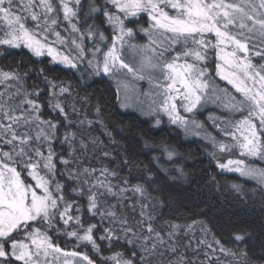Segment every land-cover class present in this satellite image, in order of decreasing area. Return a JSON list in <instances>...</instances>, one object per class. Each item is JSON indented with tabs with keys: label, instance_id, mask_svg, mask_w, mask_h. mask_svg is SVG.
Returning <instances> with one entry per match:
<instances>
[{
	"label": "snow or ice",
	"instance_id": "6c2138e0",
	"mask_svg": "<svg viewBox=\"0 0 264 264\" xmlns=\"http://www.w3.org/2000/svg\"><path fill=\"white\" fill-rule=\"evenodd\" d=\"M0 22V57L28 56L46 66L39 71L43 93L23 89L27 63L0 67V264H96L84 251L62 252L52 231L91 245L98 257L104 242L100 264H153L152 257L191 264L188 249L193 255L207 249L206 257L233 254L215 237L199 240L203 247L194 248L190 238L182 243L180 224L161 235L142 199L144 185L161 178L157 169L131 183L93 163L111 159L100 139L112 142L104 113L87 111V98L72 99L71 89L49 76L67 70L107 81L125 103L133 97L146 103L156 126L167 117L213 149L238 156L217 167L264 191V0H0ZM209 103L218 110L208 117L212 131L184 115ZM42 109L55 115L42 119ZM174 155L164 148L154 157L159 171L167 173L166 161L178 164ZM129 199L134 223L119 214ZM242 239L237 234L233 242Z\"/></svg>",
	"mask_w": 264,
	"mask_h": 264
},
{
	"label": "trees",
	"instance_id": "16d2710c",
	"mask_svg": "<svg viewBox=\"0 0 264 264\" xmlns=\"http://www.w3.org/2000/svg\"><path fill=\"white\" fill-rule=\"evenodd\" d=\"M3 63L14 66L27 63L28 74L23 81V89L29 93H43L45 82L41 79L39 71L46 70L44 64H32L28 56L8 57L7 61L0 57V67ZM49 79L57 86L67 85L72 91V99L87 98V111L94 112L96 107H99L104 113V120L112 131V142L109 144L108 138L104 136L100 139L108 144L111 159L93 163L98 167H107L118 177L131 183H142L146 174L152 169H157L161 178L155 185H144L146 191L142 199L147 202L146 211L152 215L153 227L161 231V235L166 234L170 225L180 224L186 233L181 237L182 243H187L190 238L194 248L203 247L198 245L199 240L207 239L211 242L215 237L233 253L228 255L216 251L211 257H206L204 252L207 249L198 255H193L192 249H188L185 255L186 258L191 257V264H215L217 258L220 264H264V196L262 199L254 198L235 190L228 181L236 177L217 167L219 156L216 153L215 156L212 155L213 149L208 143L187 136L175 126L167 123L156 126L151 119L133 111L123 110L119 96L113 91L114 85L110 87L107 81H98L97 78L82 80L79 74L73 76L67 70L54 73ZM63 99L61 97V100ZM214 107H206L195 114V118L209 131H212V128L208 117L218 113ZM42 112V119H52L55 115L48 114L50 109H42ZM92 135L98 136L99 133L93 132ZM164 148L173 151V160L178 162L173 167L171 162L166 161V157L161 156L160 159L166 161L167 173L159 171L154 159L160 156ZM58 151H66V148ZM176 168L182 169L183 175L176 171ZM156 174L152 172L153 178ZM113 182L118 183L115 178ZM127 195L131 196V193ZM131 204L132 200L129 199L128 207L123 208L119 214L134 223L133 214L130 213ZM140 207V203H137V213ZM81 208L83 213L86 208L84 201H81ZM82 219H88V216L82 215ZM237 234L243 239L233 242V237ZM49 235L66 249H74L80 245V248L83 247L81 251L90 254L95 262L100 264V257L104 255L103 248L106 246L104 242H100L102 251L98 257L92 251L91 245L76 241L64 235L63 231H52ZM142 242V237L136 241L138 250ZM128 248L131 249L132 245H128ZM179 250H182V247ZM150 259L153 264H160V258ZM162 259L166 261L168 257L164 256ZM172 259L175 260L176 257L173 256Z\"/></svg>",
	"mask_w": 264,
	"mask_h": 264
},
{
	"label": "rangeland",
	"instance_id": "374dc122",
	"mask_svg": "<svg viewBox=\"0 0 264 264\" xmlns=\"http://www.w3.org/2000/svg\"><path fill=\"white\" fill-rule=\"evenodd\" d=\"M96 23L98 24L99 21H97ZM0 24H2V22H0ZM102 27H107V25H104V26H102ZM106 35H107V33H106ZM50 39H52V37H50ZM146 42H147L146 40L141 41V43H146ZM61 50H63V46H61ZM141 88H142L143 90H147V85H146V84L141 85ZM118 96H119L120 106H121L122 104L125 105V106H123V107L121 106V108H122L123 110H126V111L129 110V111L136 112V113L140 114V115H141L142 117H144V118L151 119V120L155 123V119L157 118V116H155V115H147V114H146V113H147V104H146V103L143 104V105H141V104H139V103L135 100L134 97L131 98V99H129V100L125 103V101H124V93L121 92V93H119ZM213 106H215V105L209 103L206 107L210 108V107H213ZM206 107H204V108H206ZM204 108H203V109H204ZM214 108H215V107H214ZM203 109H199V108H198V109L196 110L195 113H193V114H184V115H185L186 117H187V116H194V118H195V114H196L198 111H201V110H203ZM195 120H196L197 122H200V121H198L196 118H195ZM162 123H167L168 125H172V124L168 123V121H167V117H164V118L162 119L161 124H162ZM200 123H201V122H200ZM161 124H160V125H161ZM172 126H175V127L179 128V127L176 126V125H172ZM179 129H180L184 134H186L183 128H179ZM186 135L189 136V137H196V138H199V139L204 140L201 136H198V135H192V134H186ZM204 141H205L206 143H208L206 140H204ZM211 149H213V148L211 147ZM213 152H215V153L219 156V158H217V159H218V162H226V160H225V157H226V156H228V158H239L238 156H235V157L229 156L228 153H221V152H219L218 149H213ZM215 164H216V163H215ZM219 169H220V168H219ZM220 170H221V169H220ZM221 171H222V170H221ZM224 172H225L226 174L230 175V176H234V177H236V179L229 180L228 183H229L231 186H232L233 184H238V185H240V190H239L240 193H242V194H244V195L253 196L254 198H260V199L263 198V196H264V192H262V190H261V186H260L257 182H255V181H253V180L246 179V178H242V177L239 176L238 173L227 172V171H224ZM234 189H235V188H234ZM235 190H237V189H235ZM237 191H238V190H237ZM51 238H52L53 244L59 246V247L62 249V252L81 251V248H83V247L80 248V245H79L77 248H74V249H66V248H64L63 246H61L60 244H58L57 242H55L53 236H51ZM86 253H87V252H86ZM87 254H88V253H87ZM88 255L91 257L90 254H88ZM61 258H63V257H61ZM91 258H92V257H91ZM76 259H78V258H76ZM73 264H75V260H73ZM96 264H98V263L96 262Z\"/></svg>",
	"mask_w": 264,
	"mask_h": 264
},
{
	"label": "bare ground",
	"instance_id": "6f19581e",
	"mask_svg": "<svg viewBox=\"0 0 264 264\" xmlns=\"http://www.w3.org/2000/svg\"><path fill=\"white\" fill-rule=\"evenodd\" d=\"M242 251H243V249H242Z\"/></svg>",
	"mask_w": 264,
	"mask_h": 264
}]
</instances>
